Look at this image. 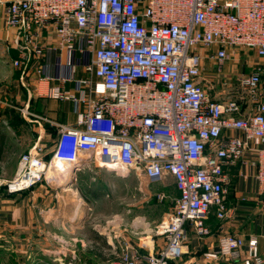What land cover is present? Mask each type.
Here are the masks:
<instances>
[{"label": "built area", "instance_id": "obj_1", "mask_svg": "<svg viewBox=\"0 0 264 264\" xmlns=\"http://www.w3.org/2000/svg\"><path fill=\"white\" fill-rule=\"evenodd\" d=\"M0 5L9 46L19 53L13 66L24 70L36 61L41 79L80 86L78 92L50 90L54 100L75 104L77 127L58 125L48 160L39 143L23 153L14 177L3 183L8 194L51 184L47 171L54 162L89 167L95 161L150 185L172 178L179 197L155 230L165 237L162 251L144 253L125 242L107 264H176L184 254L187 224L206 238L213 207L219 219L231 216L229 171L238 164L255 170L264 208L262 70L240 75L239 99L218 101L209 94L211 80H227L230 49L264 58V0H0ZM45 33L54 34L53 45L43 43ZM51 53L68 67L67 75L48 73L41 61ZM79 68L87 78L76 79ZM218 245L217 253L205 254L207 260L236 257L247 247L249 258L264 264L256 237L225 234Z\"/></svg>", "mask_w": 264, "mask_h": 264}, {"label": "crops", "instance_id": "obj_2", "mask_svg": "<svg viewBox=\"0 0 264 264\" xmlns=\"http://www.w3.org/2000/svg\"><path fill=\"white\" fill-rule=\"evenodd\" d=\"M3 14L4 6L0 5V136L3 135L5 139L0 163L10 161L14 163V166L10 169L11 175L8 179H0V239L3 237L6 241H10L12 248L15 247L17 253L21 252L19 254L22 256L26 253L25 249L30 247L34 237L42 232L43 225L40 220L48 218L47 215L53 212V208H39L40 202L50 199L48 188L51 184L43 183L30 191L10 195L6 192L3 183L14 177L20 156L36 143L41 144L46 148V152L51 154L58 136V125L77 127L75 104L54 100L49 93L56 86H60L63 90L78 92L80 86L77 82L61 83L41 79L35 72L38 66L36 61L28 63L24 70L15 68L12 62L19 58V53L9 46ZM43 43L46 46L53 45L54 34L45 33ZM62 58L65 63L66 56ZM258 62V68H261L264 74V58H259ZM41 63L55 78L61 74H68V67L62 66L59 63V57L54 53L48 54ZM83 78H87V75L82 68H79L76 79ZM262 79L264 80V77ZM26 111L31 115L26 114ZM34 116H44L50 122L36 119ZM248 159L250 160L249 157L246 158ZM56 170L55 162L48 178L62 182L69 171L59 170L57 173ZM229 173L231 183L226 196V205L232 212L231 216L221 220L216 215V207H213L206 221L211 234L206 238L197 237L194 228L187 224V236L183 244L184 254L176 264H257L249 258L247 247H244L236 257L207 260L205 254L217 253L219 238L225 234L240 236L245 240L256 237L259 256L264 262V208L260 203L261 196L255 179V170L249 163L238 164ZM176 191L179 195L178 190ZM138 223L136 220L135 232L123 226L118 218L107 221L105 231L101 233V241L106 248L89 247L83 252L88 259V263L85 262V264L109 263L110 259L115 258V253L121 251L125 242L141 247L144 253L159 254L166 245L165 237L157 235L156 229H153L149 222L143 225ZM58 234L70 238L61 230ZM63 240L67 243L65 239ZM80 241L81 246H84V241ZM68 243L72 245L71 238ZM96 252L101 254V258H98ZM77 253L75 250L59 251L55 258L66 259L67 264H73L78 254L82 259L81 253Z\"/></svg>", "mask_w": 264, "mask_h": 264}, {"label": "rangeland", "instance_id": "obj_3", "mask_svg": "<svg viewBox=\"0 0 264 264\" xmlns=\"http://www.w3.org/2000/svg\"><path fill=\"white\" fill-rule=\"evenodd\" d=\"M229 53L225 72L227 80L217 78L210 81L212 89L209 94L218 101L241 98L243 91L238 80L240 75L251 73L259 67V57L253 51L232 48ZM13 166L14 163L10 161L0 163L1 180L10 177ZM50 181V199L40 202L39 208H53V212L45 219H41L39 215L43 225L42 232L34 237L22 256L15 247L12 248L10 241L2 237L0 264H67L66 259L55 258L57 252L66 250L81 253L82 259L77 253L78 257H75L73 264L88 263L84 251L91 246L106 248L96 235L101 236L105 231L107 221L118 218L123 226L135 232L136 220L138 225L149 222L156 229L166 220L179 197L170 177L162 183L150 185L133 174L129 178L117 176L100 168L95 161L89 167L70 168L68 176L62 182L53 178ZM59 230L71 238L72 245L68 243L70 238L58 234ZM134 236L136 237L135 234ZM80 240L84 241V246H81Z\"/></svg>", "mask_w": 264, "mask_h": 264}, {"label": "trees", "instance_id": "obj_4", "mask_svg": "<svg viewBox=\"0 0 264 264\" xmlns=\"http://www.w3.org/2000/svg\"><path fill=\"white\" fill-rule=\"evenodd\" d=\"M4 142H5V139H4V136L2 135V136H0V161L2 159V155H3V151H4ZM50 156H51V154H48L46 159L48 160L50 158ZM5 189H6V187H5ZM6 192H7V189H6ZM96 237H97V239H102V237L99 235H96ZM96 254H97L98 258H101L100 257L101 254L99 252L98 253L96 252ZM172 264H174V263H172Z\"/></svg>", "mask_w": 264, "mask_h": 264}, {"label": "bare ground", "instance_id": "obj_5", "mask_svg": "<svg viewBox=\"0 0 264 264\" xmlns=\"http://www.w3.org/2000/svg\"><path fill=\"white\" fill-rule=\"evenodd\" d=\"M55 164V162L52 164V166L48 169V171H47V177H49V175H50V171H51V169H52V167H53V165ZM56 168H57V170L55 171V172H59V170H65V171H70V166L68 165V164H64V163H59V162H56ZM59 168V169H58Z\"/></svg>", "mask_w": 264, "mask_h": 264}, {"label": "water", "instance_id": "obj_6", "mask_svg": "<svg viewBox=\"0 0 264 264\" xmlns=\"http://www.w3.org/2000/svg\"><path fill=\"white\" fill-rule=\"evenodd\" d=\"M78 165H72L71 168H76ZM124 177V176H121ZM66 186H69V184H67Z\"/></svg>", "mask_w": 264, "mask_h": 264}]
</instances>
